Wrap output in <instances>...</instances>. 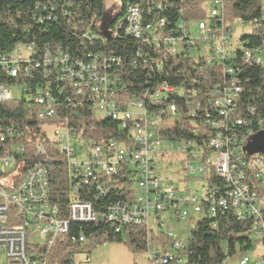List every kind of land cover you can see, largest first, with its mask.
I'll list each match as a JSON object with an SVG mask.
<instances>
[{
  "label": "built area",
  "instance_id": "obj_1",
  "mask_svg": "<svg viewBox=\"0 0 264 264\" xmlns=\"http://www.w3.org/2000/svg\"><path fill=\"white\" fill-rule=\"evenodd\" d=\"M47 1L36 8L45 13L44 18L38 19L39 22L50 21L59 9L55 3L59 0ZM227 3L228 0L207 1V17L218 25L212 29L209 19L194 22L196 36L192 34L191 26L187 29L180 25L177 30L166 32L164 19L144 21L140 8L129 5L123 21L115 27L114 34L123 31L156 53L176 56L186 50L193 56L192 51L195 50L207 65L213 62L224 64L233 60L231 52L240 45L241 35L236 36L235 32L248 28L247 33H251L261 22L264 23L262 11L260 18L254 19L251 24L245 25L236 20L224 24L223 13ZM233 41L237 43L235 49ZM35 50L33 45L18 47L9 60L0 58V68H4L10 78L21 75L25 79L32 70L44 69V78L51 75L57 77L59 94L71 93V98L66 101L70 110L78 113V110L88 105L96 114L118 121L121 128L130 129L132 144L126 147L115 141L99 144L87 139L76 147L75 137L67 126L68 119L57 115L53 97L44 92L30 98L37 107L35 118L41 123L46 139L64 157L72 183L71 199L63 216L49 202L46 172L48 150L42 143H37L34 152L40 161L28 165L18 163L17 158L24 153L25 147L10 142L15 135L13 127L3 128L0 125V251L4 252L6 258L3 264H50L49 256L58 240L66 239L70 245L87 242L82 232L72 230L73 225L95 224L99 221L113 225L115 232L125 225L142 227L146 230L147 239L151 232H163L171 240L168 244L171 251L163 244L148 242L146 256L149 263L182 264L185 261L180 254L186 242L178 240L171 227L164 231L161 215L172 209L176 219L184 221L188 214L179 208L180 205L190 206L192 212L198 215L205 202L209 204L208 213L212 217L230 214L238 222H252L249 236L253 242L261 245L262 250L253 260L243 256L235 264H264V155L248 156L245 152L250 138L259 132L245 127L242 135L234 132L226 135L221 129L223 120L236 109L238 96L243 93L233 79L212 90L214 114L223 120H216L209 113H205L202 120L203 125L210 124L216 130L208 141V148L212 151L202 157L189 142L176 147L178 152L188 153L198 163L200 160L198 167L187 163L186 170L192 175L196 172L204 175V194L199 197L192 192H185L176 196L170 186L161 187L162 180L155 175L152 157L161 143L156 131L162 128L164 116L174 115V106L169 105L165 110L155 112L148 110L141 100L118 102L113 99L115 86L119 84L116 73L120 69V59L98 53L77 57L62 51L60 47H45L40 58L35 60L31 58ZM260 53L257 49L243 50L242 63L262 66ZM132 66L135 68L136 64ZM160 67L161 64L157 66ZM222 71L227 79L235 76V70L230 66ZM10 88L0 84V103L12 98ZM21 91L28 94L25 88H21ZM175 92H178L175 88L161 84L145 98L157 101ZM248 111L254 112L252 109ZM234 122L237 127L245 125L240 118ZM124 165L132 166L136 171L137 192L132 201L114 204L104 215L99 216L89 201L72 198L76 193L91 190L104 195L106 190L104 183L100 182L101 178L109 177ZM210 175L222 183H209L207 179ZM151 246L154 247L152 250ZM228 261L230 257L225 252L221 264H227Z\"/></svg>",
  "mask_w": 264,
  "mask_h": 264
},
{
  "label": "trees",
  "instance_id": "obj_2",
  "mask_svg": "<svg viewBox=\"0 0 264 264\" xmlns=\"http://www.w3.org/2000/svg\"><path fill=\"white\" fill-rule=\"evenodd\" d=\"M105 0H59L55 2L59 9L50 21H41L45 13L36 9L47 0H0V58L9 60L18 47L33 45L36 50L31 58L38 60L45 47H60L62 51L72 56L81 57L87 53H98L102 56L120 59V69L116 75L119 84L115 86V99L141 100L146 108L160 112L173 105V116L163 117V126L156 131V137L162 142H169L176 148L190 143L200 155L210 153L208 141L216 130L203 125L205 113L216 120H223L214 114L212 99L213 88L223 85L231 79L243 90L238 96L236 109L223 120L225 134L242 135L244 128H251L255 133L264 131V66H247L242 63L243 50L257 49L261 52L264 43V23L251 33L242 34L240 45L232 50L233 60L224 64L213 62L207 65L194 50L193 56L186 51L176 56L155 52L149 46L124 34L116 35L115 27L123 21L127 6H138L144 21L162 18L165 21L166 32L175 31L182 25L189 28L194 22L208 20L204 4L210 0H120V12L110 23L108 32L110 39L103 37L97 21L102 17ZM264 0H228L224 8L223 21H238L245 25L259 19L262 13L261 2ZM157 6H160L158 9ZM210 27L218 25L209 19ZM133 64L136 67L133 68ZM161 64L160 68H157ZM227 66L235 70V76L227 79L223 69ZM44 69L32 70L28 78L19 75L10 78L4 68H0V84L25 88L28 94L21 91L22 97L11 98L0 103V125L13 127L15 135L11 143L22 144L24 153L17 158L24 165L39 162L40 157L34 152L35 145L42 143L48 150L46 163L49 202L63 215H66L70 202V186L64 157L56 152L54 145L46 139L42 125L35 118L36 105L33 98L37 93H47L54 99L59 117H67V126L78 140H94L99 144L115 141L128 147L130 129L121 128L118 121L97 114L87 105L75 113L67 106L71 93L59 94L57 77L44 78ZM165 84L178 92L167 94L159 100H149L155 89ZM24 95L27 96L24 97ZM248 109L254 110L250 113ZM242 119L244 127L235 126V119ZM261 121V122H258ZM226 130V131H225ZM209 183L221 184L212 175ZM105 194H97L94 190L76 193L72 198L77 201H89L94 211L104 215L114 204H124L133 200L136 188V171L134 167L124 165L109 177H102ZM220 182V183H219ZM208 203L201 205V212L189 236L185 240V262L182 264H221L224 253L230 259L236 255L246 256L252 250L255 242L249 236L251 220L238 222L230 217L208 213ZM192 221L193 218H190ZM74 232H82L90 246L102 243L124 244L130 251H147V244H163L168 246L171 240L163 232L150 233L147 239L146 230L137 226H122L119 232L111 224L97 222L95 224L73 225ZM80 245H70L66 239L58 240L54 245L49 259L50 264H70V255L76 253Z\"/></svg>",
  "mask_w": 264,
  "mask_h": 264
},
{
  "label": "rangeland",
  "instance_id": "obj_3",
  "mask_svg": "<svg viewBox=\"0 0 264 264\" xmlns=\"http://www.w3.org/2000/svg\"><path fill=\"white\" fill-rule=\"evenodd\" d=\"M262 11H264V1L261 2ZM204 11L208 14L209 6L204 4ZM120 12V0H105L104 11L102 17L97 21V27L100 32H105L109 29L110 23ZM191 26V32L194 36L197 35V31L193 23ZM248 32V28L244 31H236V36L245 34ZM234 42V41H233ZM237 43L234 42L233 48L235 49ZM261 63L264 66V43L261 53L259 55ZM12 98H21V86L16 85L10 88ZM24 97L27 98L26 95ZM97 116L102 118L100 113ZM82 145V140L76 141V147ZM154 158V171L156 177L162 180L161 187L170 186L172 192L176 196H180L185 192H192L193 194L202 197L204 194V187L206 181L204 175L196 172L191 174L186 170L187 163L199 166L201 164L191 159L186 152H178L176 148H171L169 142L162 141L155 151L152 153ZM198 163V165H196ZM182 211L187 212L188 217L184 221H178L175 216V211L170 209L163 213L162 220L164 222V231H167L169 227L173 229L174 236L178 240L185 241L189 236V230L193 227L194 223L198 219V215L192 212L190 206L179 207ZM13 215V212L10 213ZM190 218H193L191 221ZM154 222V220L152 221ZM155 229L154 225H152ZM156 231V230H155ZM154 247L151 246L150 250ZM168 251H171L169 246L166 247ZM261 245L254 243L252 250L246 253V256L253 260L255 256L260 254ZM183 261L186 259L185 252L180 254ZM238 255L232 257L227 264H235ZM70 264H150L145 251H130L124 244L119 243H102L97 246H90L88 241L85 244H81L78 251L70 255ZM6 262L4 252L0 251V264Z\"/></svg>",
  "mask_w": 264,
  "mask_h": 264
},
{
  "label": "water",
  "instance_id": "obj_4",
  "mask_svg": "<svg viewBox=\"0 0 264 264\" xmlns=\"http://www.w3.org/2000/svg\"><path fill=\"white\" fill-rule=\"evenodd\" d=\"M105 39H110L108 32H103ZM245 152L248 156L254 154L264 155V132H259L250 138L249 143L245 147Z\"/></svg>",
  "mask_w": 264,
  "mask_h": 264
},
{
  "label": "crops",
  "instance_id": "obj_5",
  "mask_svg": "<svg viewBox=\"0 0 264 264\" xmlns=\"http://www.w3.org/2000/svg\"><path fill=\"white\" fill-rule=\"evenodd\" d=\"M161 219H162V217H161Z\"/></svg>",
  "mask_w": 264,
  "mask_h": 264
}]
</instances>
